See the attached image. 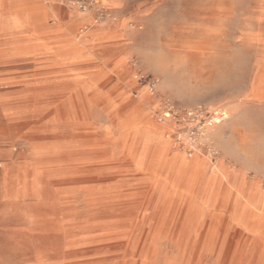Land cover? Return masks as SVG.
Instances as JSON below:
<instances>
[{
	"label": "rangeland",
	"instance_id": "rangeland-1",
	"mask_svg": "<svg viewBox=\"0 0 264 264\" xmlns=\"http://www.w3.org/2000/svg\"><path fill=\"white\" fill-rule=\"evenodd\" d=\"M16 9L0 264H264V0H0V27Z\"/></svg>",
	"mask_w": 264,
	"mask_h": 264
},
{
	"label": "bare ground",
	"instance_id": "bare-ground-1",
	"mask_svg": "<svg viewBox=\"0 0 264 264\" xmlns=\"http://www.w3.org/2000/svg\"><path fill=\"white\" fill-rule=\"evenodd\" d=\"M13 11V10H12ZM9 12V11H8ZM6 13V12H5ZM24 12L20 11V9H16L13 11V13L10 15V23H8V25L6 27H0V31H2V35L5 38H11V39H18L19 37H28V38H32L34 33V29H33V19L31 16L28 15V20H30V22L28 23L29 26H26L25 24V19L23 18L22 14ZM10 14V13H9ZM27 15V14H26ZM180 19V18H179ZM155 33V32H154ZM244 45V44H243ZM257 45V44H256ZM147 52V51H146ZM64 59V58H63ZM226 63V62H225ZM69 66V65H68ZM67 68V67H66ZM214 115H218V112H215ZM221 116L224 117V114L222 113ZM222 119L219 118H214L213 123L218 126L219 124H221ZM224 127V126H223ZM221 129V128H220ZM219 129V130H220ZM218 130V129H217ZM207 132V131H206ZM205 132V133H206ZM221 132H223V130H221ZM220 132V133H221ZM217 133V132H216ZM211 135V134H210ZM207 139V135L204 134V137L201 139V141H205ZM232 149V148H231ZM141 157V156H140ZM88 182V181H87ZM80 183V182H79ZM91 183V182H90ZM100 183V182H99ZM56 186V185H55ZM213 208V207H211ZM253 216L259 217V214L257 213H252ZM146 229V228H145ZM246 233H247V237H256L258 234L257 230L254 229H245ZM178 240V239H177ZM142 243V242H141ZM121 244V243H119ZM123 245V244H122ZM88 249V248H87ZM230 254V253H228Z\"/></svg>",
	"mask_w": 264,
	"mask_h": 264
}]
</instances>
